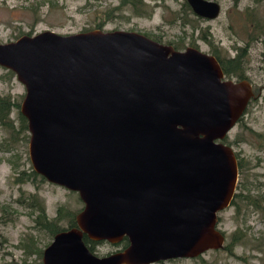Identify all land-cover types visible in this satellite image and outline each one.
<instances>
[{
    "label": "water",
    "instance_id": "obj_1",
    "mask_svg": "<svg viewBox=\"0 0 264 264\" xmlns=\"http://www.w3.org/2000/svg\"><path fill=\"white\" fill-rule=\"evenodd\" d=\"M217 18L214 0H186ZM0 66L24 86L34 172L76 192V226L57 232L42 264H153L221 249L219 212L238 165L224 142L254 96L194 46L128 30H44L0 43ZM93 241L128 244L105 255Z\"/></svg>",
    "mask_w": 264,
    "mask_h": 264
},
{
    "label": "rangeland",
    "instance_id": "obj_2",
    "mask_svg": "<svg viewBox=\"0 0 264 264\" xmlns=\"http://www.w3.org/2000/svg\"><path fill=\"white\" fill-rule=\"evenodd\" d=\"M144 1L152 6L150 17L136 16L126 9L107 17L106 8L117 5V0H0V43L44 30L71 34L100 26L105 31L141 32L165 44L181 40L182 49L196 45L209 54L213 45L222 57H235L243 48L244 74L254 98L228 141L239 140L229 144L239 154V186L235 192L247 198L239 202L238 210L230 205L219 212L218 228L225 236L221 249L153 264H264V32H255V25L264 24V0H214L221 5L219 16L197 20L192 14L182 13L184 0ZM24 93L15 74L0 66V96H10L20 107ZM14 108L10 116L18 127L19 108ZM13 135L18 140L8 145L5 140H10L11 134L0 126V264H39L42 256H28L21 246H36L43 251L53 236L37 228L38 213L31 203L42 202L48 219L56 216L60 206L77 212L83 203L76 192L39 176L26 180L25 174L32 168L29 134L27 140L20 139V132ZM21 171L25 172L22 176ZM61 224L65 227L66 220ZM115 249L104 242L95 252L105 255Z\"/></svg>",
    "mask_w": 264,
    "mask_h": 264
},
{
    "label": "trees",
    "instance_id": "obj_3",
    "mask_svg": "<svg viewBox=\"0 0 264 264\" xmlns=\"http://www.w3.org/2000/svg\"><path fill=\"white\" fill-rule=\"evenodd\" d=\"M118 4L112 7L106 8V11L104 12L107 17L114 15V11H120L122 12L123 9L129 10L131 14L136 15V16H143V17H150L152 14V6L147 4L144 0H117ZM182 13H188L189 15H193V19L197 20L200 19V17L196 16L186 0L183 1L182 3V8H181ZM248 16L252 18V14L248 13ZM257 24V23H256ZM97 28L101 29L100 26ZM90 30V29H89ZM86 31V30H84ZM264 32V24H257L255 25V32ZM30 35V34H29ZM147 35V34H146ZM148 36V35H147ZM150 37V36H148ZM157 41H159L156 38H153ZM203 39H205V36H203ZM161 42V41H159ZM168 44H171L175 49L181 50L183 43L182 41H178L176 43H171L169 42ZM194 47H197L196 45H193ZM212 50L211 53L215 58L218 60L220 67L223 71V74L227 79H231L232 77L241 80V79H247L245 74H244V68H243V62H242V56L244 55V49L240 48V51L236 54L235 57H228V56H223L220 54L221 52L216 48L211 46ZM11 75H14V73L11 70H8ZM12 107H17V103L15 101L11 100L10 96H0V126L4 128L5 130H8V132L11 134L10 140H5L8 145L9 142H15L18 140V138H15L13 134L20 132L21 137L20 139L27 140V121L25 117L18 111V118L20 120L18 128H14L13 126V121L10 117V111ZM19 137V136H17ZM227 143V142H226ZM228 144V143H227ZM229 145V144H228ZM21 176L25 174L24 171H21L19 173ZM39 176L40 180H44L42 176L34 172V170L31 168L30 172L26 175L25 174V179H34ZM20 179H23L20 178ZM237 193L234 194V197L230 203V205L234 206L236 210L239 209V202L243 200V197L247 198V196H243L242 193ZM33 201V200H32ZM32 205H35V208L37 210V217L35 218V223L38 229L40 230H45L50 236H54L57 232L64 230L69 227L76 226L75 224V214L81 210H77V212H72L64 207L60 206L57 209L56 216L52 219H48L45 213V208L42 202H32ZM66 220V226H62L61 222ZM84 242L87 245V247L91 251L96 250L97 245H101L106 241H93L88 239L86 236H84ZM128 244V241L126 238H124L121 242L118 244H111L112 246H115L116 248H123ZM24 249V252L26 255L30 254H36L38 258L40 259L42 256V249L37 248L36 246H21ZM172 260V259H171ZM164 262V261H160ZM39 264H42L39 262Z\"/></svg>",
    "mask_w": 264,
    "mask_h": 264
},
{
    "label": "flooded vegetation",
    "instance_id": "obj_4",
    "mask_svg": "<svg viewBox=\"0 0 264 264\" xmlns=\"http://www.w3.org/2000/svg\"><path fill=\"white\" fill-rule=\"evenodd\" d=\"M226 78V77H225ZM232 79V78H231ZM233 80H235V81H238V79H233ZM252 98H254V96L252 97ZM251 98V99H252ZM250 102V101H249ZM249 104V103H248ZM248 106V105H247ZM247 106H246V108H247ZM246 108H245V110H246ZM13 109H15L14 107H12V109L11 110H13ZM245 110H244V112H243V114L241 115V117H239V119H238V121H237V123L238 122H240L241 121V119H242V117L244 116V113H245ZM19 111V110H18ZM10 113H11V111H10ZM11 117V116H10ZM16 118H17V120H18V122L20 123V120H19V118H18V112H17V116H16ZM12 119V121H13V126H14V128H18L14 123V119L13 118H11ZM19 123H18V126H19ZM236 123V124H237ZM235 124V125H236ZM234 128V127H233ZM228 141V136L225 138V140H224V142L226 143ZM239 142V140H233V141H228V144H230V143H238ZM227 144V143H226ZM231 145V144H230ZM232 147V146H231ZM234 151V150H233ZM234 153H235V156H236V160H237V165H238V170H239V164H240V162L238 163V152L237 151H234ZM238 154V155H237ZM239 174V173H238ZM238 181V180H237ZM239 186V184H237L236 185V188ZM236 190V189H235ZM235 193H237V195H239L238 193H241V192H235ZM220 218V217H219ZM219 224V223H218ZM223 233V232H222ZM224 234V233H223Z\"/></svg>",
    "mask_w": 264,
    "mask_h": 264
}]
</instances>
